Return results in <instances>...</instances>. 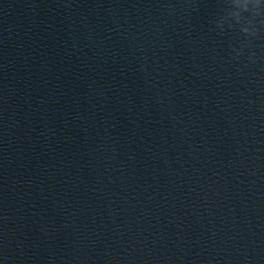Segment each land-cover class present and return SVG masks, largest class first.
<instances>
[{
	"label": "water",
	"instance_id": "95a60500",
	"mask_svg": "<svg viewBox=\"0 0 264 264\" xmlns=\"http://www.w3.org/2000/svg\"><path fill=\"white\" fill-rule=\"evenodd\" d=\"M0 264H264V3L0 0Z\"/></svg>",
	"mask_w": 264,
	"mask_h": 264
},
{
	"label": "clouds",
	"instance_id": "9594fccd",
	"mask_svg": "<svg viewBox=\"0 0 264 264\" xmlns=\"http://www.w3.org/2000/svg\"><path fill=\"white\" fill-rule=\"evenodd\" d=\"M233 3H242V4H246L248 2H250V0H232ZM259 3H264V0H259ZM249 59L251 60L252 57L250 56Z\"/></svg>",
	"mask_w": 264,
	"mask_h": 264
}]
</instances>
